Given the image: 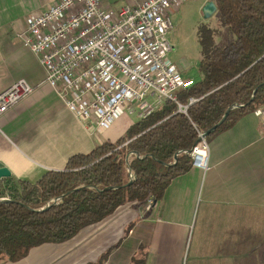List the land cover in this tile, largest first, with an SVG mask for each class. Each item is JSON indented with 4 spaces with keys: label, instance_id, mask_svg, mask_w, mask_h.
<instances>
[{
    "label": "crops",
    "instance_id": "obj_1",
    "mask_svg": "<svg viewBox=\"0 0 264 264\" xmlns=\"http://www.w3.org/2000/svg\"><path fill=\"white\" fill-rule=\"evenodd\" d=\"M56 1L0 0V92L19 79L33 86L0 117V168L29 183L103 141L49 87L38 57L18 38L29 14ZM127 120L113 125L125 128ZM208 145L209 169L191 168L154 206L126 204L66 242L1 264H88L117 242L104 264H131L141 246L148 251L145 264H264V120L247 114Z\"/></svg>",
    "mask_w": 264,
    "mask_h": 264
},
{
    "label": "trees",
    "instance_id": "obj_2",
    "mask_svg": "<svg viewBox=\"0 0 264 264\" xmlns=\"http://www.w3.org/2000/svg\"><path fill=\"white\" fill-rule=\"evenodd\" d=\"M212 1L235 39L217 47L214 31L199 26L198 78L177 93L182 105L198 99L186 115L165 101L151 116L131 123L126 137L73 155L63 170L48 171L36 183L0 180V264L18 262L43 244L66 242L126 204L154 206L191 169L188 153L198 133L219 123L229 108L207 141L264 107V0ZM119 244L88 264H104ZM147 252L139 247L131 264H145Z\"/></svg>",
    "mask_w": 264,
    "mask_h": 264
},
{
    "label": "built area",
    "instance_id": "obj_3",
    "mask_svg": "<svg viewBox=\"0 0 264 264\" xmlns=\"http://www.w3.org/2000/svg\"><path fill=\"white\" fill-rule=\"evenodd\" d=\"M184 1L126 0L107 10L104 0H57L29 14L18 38L38 57L49 87L94 131L109 129L122 116L146 119L165 101L186 115L198 99L182 105L177 93L195 79L184 77L169 58V15ZM32 92L25 79L1 91L0 117ZM252 114L264 120V107ZM201 135L188 154L191 168L206 172L209 145Z\"/></svg>",
    "mask_w": 264,
    "mask_h": 264
},
{
    "label": "rangeland",
    "instance_id": "obj_4",
    "mask_svg": "<svg viewBox=\"0 0 264 264\" xmlns=\"http://www.w3.org/2000/svg\"><path fill=\"white\" fill-rule=\"evenodd\" d=\"M107 10L118 9L124 2H115L117 0H108ZM203 0H185L174 12L169 15L172 28L169 34V41L172 45V52L169 54L171 62L178 67L180 73L188 78H198V63L202 58L201 46L198 42V28L205 25L214 31V44L222 47L235 39V36L227 27L220 23L219 16L214 13L209 18L202 14ZM129 124L117 127L113 125L107 132H97L101 135L103 142H116L121 137H126L128 127L133 120L127 117ZM126 122V120H122ZM121 123V122H120Z\"/></svg>",
    "mask_w": 264,
    "mask_h": 264
},
{
    "label": "water",
    "instance_id": "obj_5",
    "mask_svg": "<svg viewBox=\"0 0 264 264\" xmlns=\"http://www.w3.org/2000/svg\"><path fill=\"white\" fill-rule=\"evenodd\" d=\"M202 13H203V15H204L205 18H209L211 15H213L214 13H216L215 3L213 1H206L205 4H204V6H203V8H202ZM230 110H231V108L228 109V111L226 112V114L224 115V117L221 119V121L219 123H217L216 125H214L207 132L202 133L201 137L202 138H206L212 132H214L224 122V120H225V118L228 115V113H229ZM7 177H10L9 171L6 168L1 167L0 168V180L3 179V178H7ZM129 184H130V182H129Z\"/></svg>",
    "mask_w": 264,
    "mask_h": 264
}]
</instances>
